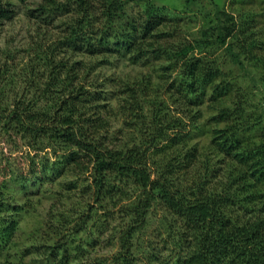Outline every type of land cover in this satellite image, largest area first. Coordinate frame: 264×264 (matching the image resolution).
I'll return each mask as SVG.
<instances>
[{"label":"rangeland","instance_id":"obj_1","mask_svg":"<svg viewBox=\"0 0 264 264\" xmlns=\"http://www.w3.org/2000/svg\"><path fill=\"white\" fill-rule=\"evenodd\" d=\"M3 1L9 2L16 14L12 21H5L0 27L2 108H12L16 100L38 99L36 84H45L48 80L44 73L47 71L44 62L48 55L41 51L48 49L55 50L57 58L64 62H78L75 67L72 66L70 73L60 74L65 81L59 87L63 95L55 96L62 100L80 96L72 105L75 114L92 121L97 118L102 120L104 128L100 130L98 138L109 149L124 151L129 146H148L152 150L150 153H153L149 165L154 170L175 159L176 151L167 150V145L160 138L161 144L157 149L150 144L151 141H147L151 136H157L160 130L175 127L183 120L187 123L194 121L197 125L189 143L199 148L202 154L199 160L208 164L211 172L215 171L217 176L224 174V167H227L225 155L217 149L212 150L209 137L215 128L224 124L220 121L219 113L227 107L234 108L239 97H250L244 119L255 126L253 130L242 133L245 144L263 143L264 80L261 67L258 69L254 66L250 60L251 54L238 49L240 41L244 40L249 47L251 40L241 34V40L236 42V37H229L225 46L215 41L220 34L216 29L218 13L226 17L221 23L222 28L236 26L237 34L240 33L238 27H250L260 30L264 36V0H194L190 6L186 4L188 0H152L160 7L167 8L172 18V23H167L165 27H169L163 30L169 32L170 36L161 40L166 48L203 40L206 33L209 41L214 43L213 48L203 49L198 54L206 63L215 62L218 71L216 82H224L232 91L216 101L212 100V95H208L195 109H185L183 102L186 98L180 97L172 89L173 82L182 79L174 63L166 59L156 60L146 54L139 57L124 52L123 55L114 53L105 57H90L77 49L73 53L58 39L62 30L49 27L47 38H42L47 30H40L37 19L28 13L29 8H37L42 0ZM102 1L94 0L96 12L101 9ZM128 1L129 11L140 18L139 11L148 0ZM228 15L232 16L231 23L227 22ZM62 20L60 18L56 25ZM228 45L234 50L231 51ZM197 52L195 49L193 54ZM253 54L260 57L264 51L254 50ZM33 68H36V75L32 73ZM206 88L207 94L210 86ZM206 88H202L203 94ZM144 92L148 96L143 95ZM47 104L42 99L37 104V110L54 106V103ZM178 130L175 127L167 131L175 134ZM1 136L0 157H8L14 170L19 165L27 169L29 159L26 160L25 156L29 149L23 145L20 137H14L15 144H19L21 149L16 151L14 143L8 144L7 136ZM41 155L54 161L52 149L44 150ZM82 166L80 171L71 167L60 174L48 172L47 178L51 177L48 182L42 179L22 183L15 177L5 182L2 192L4 190L6 201L18 208L15 215L18 227L12 245L0 251V264H120L118 253L129 221L124 216L122 206L133 205L141 191L138 187L125 186L126 196L115 203L109 196L104 198V193L97 192L92 185V164ZM182 184L185 185V182ZM97 199L102 200L97 202ZM255 206L247 204L244 211L252 210ZM239 214H242V210ZM174 222L173 217L167 215L162 202L156 201L149 210L147 228L133 237L135 264H174L178 255L182 259L188 253L187 247H182L175 235H171H181L183 231L176 227L171 232ZM63 249H66V253L61 251ZM62 255L66 256L63 263Z\"/></svg>","mask_w":264,"mask_h":264},{"label":"trees","instance_id":"obj_2","mask_svg":"<svg viewBox=\"0 0 264 264\" xmlns=\"http://www.w3.org/2000/svg\"><path fill=\"white\" fill-rule=\"evenodd\" d=\"M102 2L101 9L96 12L94 0H42L37 8H29L28 13L37 19L40 30H47L42 35L43 39L47 38L49 27L62 30L58 39L73 53L77 49L90 57H105L114 53L123 55L124 52L139 57L146 54L156 60L166 59L174 63L182 79L173 82L172 89L186 98L183 102L185 109L200 107L208 95L216 101L232 91L224 82H216L218 71L215 62L206 63L198 54L203 49L214 47L207 33L203 40L166 48L161 40L170 34L163 30L169 27H165L167 23H172L167 8L148 0L139 11L140 18H137L129 11L128 0ZM193 2L188 0L186 4L190 6ZM15 14L9 2L0 0V27L5 21H12ZM216 15V29L220 34L215 43L225 46L229 37H236V42L241 40V34L249 37V47L242 40L238 49L251 54L250 60L256 68L261 67L264 80V55L257 57L253 54L254 50L264 51L263 33L240 26V33L235 34L236 26L222 28L221 23L226 17L222 16L224 14ZM60 18L63 20L57 26ZM227 19L229 23L232 16L228 15ZM227 47L234 50L230 45ZM195 49L197 54H193ZM44 50L41 53L48 55L44 62L48 80L45 84H36L38 99L16 100L8 109L2 108L0 101V137L6 135L8 144L13 142L16 151L21 149L19 144H15L14 137H20L29 149L25 156L26 160L29 159L27 169L19 165L14 170L8 157H0V251L12 245L18 227L15 217L18 208L9 204L4 198V190L2 192L10 177L22 183L42 179L48 182L51 179L46 176L48 172L60 174L71 167L80 171L83 164H92V185L97 192L104 193V198L109 196L119 203L127 194L125 186L138 187L141 191L133 205L122 206L129 221L118 253L120 264H135L133 237L147 228L149 210L158 200L175 221L171 232L176 227L183 229L181 235H171H175L182 247H187L188 253L182 259L178 255L174 264H264V141L245 144L241 136L255 127L244 119L249 96L239 97L234 108L227 107L219 113L224 124L215 128L209 137L212 150L217 149L225 155L227 167H224V174L217 176L208 164L199 160L202 155L199 148L189 143L197 125L194 121L187 123L183 120L175 126L179 132L170 134L167 130L172 131L175 127L169 126L147 141H151L150 144L157 149L161 144L160 138L167 145V150L176 151L175 159L154 170L149 165L153 153L148 146H129L124 151L109 149L98 138L104 128L102 120L97 118L92 121L75 114L72 105L80 96L66 97V100L55 96L63 95L59 87L65 81L60 74L70 73L72 66L75 67L78 62H64L57 58L55 50ZM32 73L36 75V68ZM202 88H206L204 94ZM145 93L143 95L148 96ZM42 99L46 104L54 103L53 108L49 109V106L37 110V104ZM47 149H52L54 161L40 156ZM97 200L101 202L102 199ZM247 204L256 206L245 212ZM241 210L242 214H239ZM61 251L66 253V249ZM62 257L61 263L66 259V256Z\"/></svg>","mask_w":264,"mask_h":264}]
</instances>
